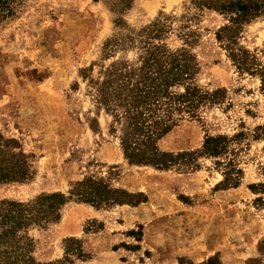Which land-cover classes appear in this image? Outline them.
Masks as SVG:
<instances>
[{"label": "rangeland", "instance_id": "obj_1", "mask_svg": "<svg viewBox=\"0 0 264 264\" xmlns=\"http://www.w3.org/2000/svg\"><path fill=\"white\" fill-rule=\"evenodd\" d=\"M228 19L194 0L0 1V178L11 169L19 180L0 184V201L68 198L56 223L27 230L37 263L264 264V137L254 140L264 94L216 39ZM157 21L161 44L195 58L194 84L224 91L196 117L174 115L159 151H197L208 136L244 134L227 154L198 156L197 167L129 164L120 127L97 99L94 84L112 64L139 65L145 44L157 43L144 32ZM237 44L264 68V14L243 24ZM229 161L242 172L237 187L223 186ZM88 178L130 194V203L71 196ZM68 239L81 241L85 259L65 255L76 248Z\"/></svg>", "mask_w": 264, "mask_h": 264}, {"label": "trees", "instance_id": "obj_2", "mask_svg": "<svg viewBox=\"0 0 264 264\" xmlns=\"http://www.w3.org/2000/svg\"><path fill=\"white\" fill-rule=\"evenodd\" d=\"M1 1V0H0ZM6 1V0H5ZM195 5L226 15L229 25L220 28L216 39L225 46L229 57L241 73L256 75L260 79V91L264 94V68H258L254 58L247 51L237 48V39L244 23L264 14V1L254 0H194ZM164 24L159 21L145 32V39L155 40L143 47L139 65L130 66L114 63L104 73V78L96 82L98 102L113 117L120 128V145L129 164L151 165L158 169H168L174 165L195 166L198 156L220 157L228 152L230 141H241L243 133L232 139L223 135L208 136L201 150L171 154L159 151L158 141L176 126L174 115L188 114L196 117L201 106L219 104L224 100V91L211 93L203 91L193 80L198 71L195 58L185 49L170 51L161 44L160 36ZM180 88L183 90L180 91ZM116 129H113L115 132ZM254 140L264 137V124L255 129ZM10 142H14L11 140ZM224 172V187H237L241 170H236L232 162ZM12 170H6L0 184L18 182ZM22 179V178H20ZM251 190L253 186L250 187ZM80 201L89 204H123L132 198L126 192L110 189L108 186L88 178L77 184L71 193ZM115 197V198H114ZM122 197V198H121ZM68 202L61 193L42 194L31 202L12 200L0 201V264H39L32 257L33 241L27 230L32 226L44 228L56 223L60 209ZM65 255H76L85 259L79 240L68 239ZM64 261L69 262L68 258ZM52 264V263H50ZM53 264H63L56 261ZM71 264V262H69Z\"/></svg>", "mask_w": 264, "mask_h": 264}]
</instances>
